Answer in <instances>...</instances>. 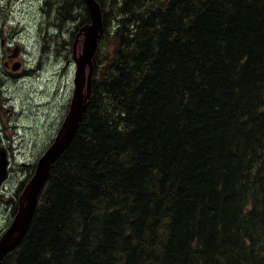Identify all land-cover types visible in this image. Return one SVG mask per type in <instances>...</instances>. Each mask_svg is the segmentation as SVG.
<instances>
[{"label": "trees", "instance_id": "16d2710c", "mask_svg": "<svg viewBox=\"0 0 264 264\" xmlns=\"http://www.w3.org/2000/svg\"><path fill=\"white\" fill-rule=\"evenodd\" d=\"M97 2L88 104L0 264H264V0ZM46 14L68 58L85 0Z\"/></svg>", "mask_w": 264, "mask_h": 264}, {"label": "rangeland", "instance_id": "374dc122", "mask_svg": "<svg viewBox=\"0 0 264 264\" xmlns=\"http://www.w3.org/2000/svg\"><path fill=\"white\" fill-rule=\"evenodd\" d=\"M41 5L42 0H0V147L10 153L6 154L9 177L0 183V235L13 220L10 200L21 192L20 183L27 180L32 165L61 127L73 94L74 62L66 65L63 55L52 57L51 49L41 51L45 21ZM75 38L79 52L82 34ZM4 58L10 64L23 60L20 76L22 66H12L16 71L10 68V74L4 69Z\"/></svg>", "mask_w": 264, "mask_h": 264}, {"label": "water", "instance_id": "95a60500", "mask_svg": "<svg viewBox=\"0 0 264 264\" xmlns=\"http://www.w3.org/2000/svg\"><path fill=\"white\" fill-rule=\"evenodd\" d=\"M85 3L90 22L81 26L75 35L77 37L82 34L81 51L76 50L75 39L77 38L72 44L75 72L69 108L53 141L37 160L32 176L19 194L17 209L11 224L0 235V263L9 251L19 244L26 233L51 165L73 138L90 98L92 58L98 45V36L102 31L103 23L101 7L97 0H85ZM8 160L5 149L0 147V183L8 176Z\"/></svg>", "mask_w": 264, "mask_h": 264}, {"label": "flooded vegetation", "instance_id": "af4514ba", "mask_svg": "<svg viewBox=\"0 0 264 264\" xmlns=\"http://www.w3.org/2000/svg\"><path fill=\"white\" fill-rule=\"evenodd\" d=\"M44 5L45 6H47V3H46V1L45 0H42V5H41V7H40V12L43 14V18H45V21H42V26H43V32H42V34L44 33V27H46V25L44 24L46 21H47V15H46V12H45V8H44ZM77 4L75 3V2H72L71 3V5L70 6H73V7H75ZM68 30V29H67ZM66 30V31H67ZM65 31V32H66ZM77 33V32H76ZM41 37H42V35H41ZM60 37H62V34L60 35ZM75 39V38H74ZM3 41V40H2ZM64 41V38L61 40V42H63ZM74 41V40H73ZM73 43V42H72ZM42 44H43V40H42ZM3 49H4V47H3ZM41 51L43 52V53H45L44 51V49L41 47ZM59 54H61V55H63L64 56V54H63V52L62 51H60V52H58V53H56V52H54L53 50H51V55H52V57H53V55L54 56H57V55H59ZM71 60L73 61V57H72V54L71 55H69L68 56V58H66L65 59V64L66 65H69L70 64V62H71ZM10 62V59H6V58H4V61H3V64H4V69H5V71L6 72H8V73H10V74H13V72L12 71H16V70H12V66H13V68L17 65V66H22L21 67V69L17 72V75L18 76H20L21 75V70L24 68V64H23V60L22 59H20V61H16L14 64H10L9 63ZM10 68H11V70H10ZM1 82H2V79H1V77H0V84H1ZM68 108H69V106H68ZM68 110V109H67ZM1 112H0V117H1ZM59 130V129H58ZM56 135V134H55ZM55 137V136H54ZM1 138V137H0ZM54 139V138H53ZM53 139H52V141H53ZM51 141V142H52ZM6 149V154H10L9 152H8V150H7V148H5ZM9 159V158H8ZM8 161H10V159L8 160ZM8 168H9V166H8ZM9 174V173H8ZM7 177H9V176H7ZM7 179V178H6ZM5 179V180H6Z\"/></svg>", "mask_w": 264, "mask_h": 264}, {"label": "bare ground", "instance_id": "6f19581e", "mask_svg": "<svg viewBox=\"0 0 264 264\" xmlns=\"http://www.w3.org/2000/svg\"><path fill=\"white\" fill-rule=\"evenodd\" d=\"M52 2H53V0H47V1H46V3H47V6H46V7H47V8L44 7L46 13H47V9H48V4H49V3H52ZM75 3H76V2H75ZM76 4H77V3H76ZM70 5H71V4H70ZM46 15H47V14H46ZM49 21H50V20L47 19V21L45 22L46 27H48V29H49V30H48V36H47V37L50 36V32H51V29H52V27H51V23H50ZM89 22H90V21H89ZM53 33H54V32H53V30H52V34H53ZM82 115H83V114H82ZM81 118H82V117H81ZM80 120H81V119H80ZM80 120H79V122H80ZM78 126H79V124H78ZM77 128H78V127H77ZM76 130H77V129H76ZM75 133H76V132H75ZM74 135H75V134H74ZM73 137H74V136H73ZM71 140H72V139H71ZM50 144H51V142H50ZM68 144H69V143H68ZM67 146H68V145H67ZM67 146H66V147H67ZM66 147H65V148H66ZM63 151H64V150H63ZM63 151H62V152H63ZM62 152H61V153H62ZM61 153H60V154H61ZM38 159H39V158H38ZM38 159H37V160H38ZM36 162H37V161H36ZM53 163H54V162H53ZM35 164H36V163H35ZM16 209H17V208H16ZM15 212H16V211H15ZM14 214H15V213H14ZM13 217H14V215H13Z\"/></svg>", "mask_w": 264, "mask_h": 264}]
</instances>
